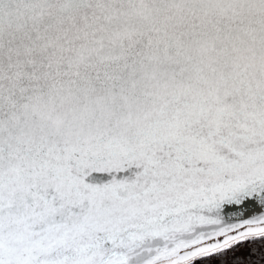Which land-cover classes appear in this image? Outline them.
Segmentation results:
<instances>
[{
    "label": "water",
    "instance_id": "1",
    "mask_svg": "<svg viewBox=\"0 0 264 264\" xmlns=\"http://www.w3.org/2000/svg\"><path fill=\"white\" fill-rule=\"evenodd\" d=\"M262 237L264 0H0V264Z\"/></svg>",
    "mask_w": 264,
    "mask_h": 264
},
{
    "label": "trees",
    "instance_id": "2",
    "mask_svg": "<svg viewBox=\"0 0 264 264\" xmlns=\"http://www.w3.org/2000/svg\"><path fill=\"white\" fill-rule=\"evenodd\" d=\"M193 264H264V237L242 242Z\"/></svg>",
    "mask_w": 264,
    "mask_h": 264
}]
</instances>
